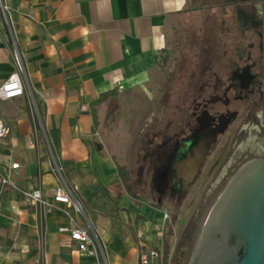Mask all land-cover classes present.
Instances as JSON below:
<instances>
[{"label":"crops","instance_id":"1","mask_svg":"<svg viewBox=\"0 0 264 264\" xmlns=\"http://www.w3.org/2000/svg\"><path fill=\"white\" fill-rule=\"evenodd\" d=\"M188 2L0 0V84L16 69L14 42L22 80L33 93V100L27 93L0 99V120L9 127L0 138V175L15 163L17 185L39 187L53 204L56 154L74 194L68 203L44 207L0 182V264H138L157 208L129 193L92 108L103 93L108 95L96 105L97 115L145 92L177 13L197 8ZM73 223L90 230L102 253L79 251L58 230Z\"/></svg>","mask_w":264,"mask_h":264},{"label":"flooded vegetation","instance_id":"2","mask_svg":"<svg viewBox=\"0 0 264 264\" xmlns=\"http://www.w3.org/2000/svg\"><path fill=\"white\" fill-rule=\"evenodd\" d=\"M220 5L222 42L201 46L177 116L145 135V177L156 192L166 180L160 195L180 198L187 162L196 171L184 195L195 183L209 195L221 193L245 163L264 158V0Z\"/></svg>","mask_w":264,"mask_h":264},{"label":"rangeland","instance_id":"3","mask_svg":"<svg viewBox=\"0 0 264 264\" xmlns=\"http://www.w3.org/2000/svg\"><path fill=\"white\" fill-rule=\"evenodd\" d=\"M222 1L189 0L190 6L202 8L192 9L187 5L185 11L183 9L177 13L145 92L137 91L119 102H113L109 113L98 115L100 132L117 163L128 169L129 162L130 165L134 162L129 172L131 192L136 197L144 198L152 208H157L156 213L165 210L169 215L162 225L155 224L158 217L153 218L145 232L150 235L148 246H161L168 264H176L181 256L184 258L182 264L188 263L220 189L202 195V187L195 183L180 198L166 193L160 195L150 187V178L145 177V167L148 166V160H142L145 135L151 129L162 128L177 116L181 104L180 94L191 82V73L201 46L222 42L219 39ZM140 165L144 166L142 171Z\"/></svg>","mask_w":264,"mask_h":264},{"label":"water","instance_id":"4","mask_svg":"<svg viewBox=\"0 0 264 264\" xmlns=\"http://www.w3.org/2000/svg\"><path fill=\"white\" fill-rule=\"evenodd\" d=\"M195 171L196 165L185 163L179 197L193 182ZM165 183L161 180L159 194ZM187 264H264V158L245 163L225 185Z\"/></svg>","mask_w":264,"mask_h":264},{"label":"built area","instance_id":"5","mask_svg":"<svg viewBox=\"0 0 264 264\" xmlns=\"http://www.w3.org/2000/svg\"><path fill=\"white\" fill-rule=\"evenodd\" d=\"M3 8L6 7L3 5ZM13 59L16 65V69L11 72L6 79L0 84V99H13L19 96L28 94L31 100H33V93L30 89L29 84H24L21 73L24 72L23 64L19 53L16 49L15 43L13 42ZM118 88H122L121 83H117ZM9 133L8 125L0 120V138L5 137ZM53 168L52 171L56 177L57 183L54 188L53 193V204L49 203L47 199L43 197L41 189L35 187L32 189L22 188L17 185V183L12 178V173L16 169L15 163H10L7 165L4 173L0 175V182L3 189L11 191H19L24 199L29 203H39L44 207H50L58 203H68L74 198L73 190L71 186L67 183L63 176V168L60 163V156L52 154ZM75 209L80 212L83 210L82 204L75 199ZM155 217H158L157 223L161 224L169 219V215L165 210H159ZM154 217V218H155ZM158 228V226L156 227ZM58 230L63 233H67L70 237V241L75 245L76 249L84 252L87 255L97 257L99 253H102V245L100 241L92 235L90 230L83 225L73 223L71 225H60ZM139 237H144L146 234L144 232L138 233ZM143 249L139 253L138 264H168L163 256L162 247L159 245L148 246V243L144 240ZM192 252V251H191ZM191 255V254H190Z\"/></svg>","mask_w":264,"mask_h":264},{"label":"trees","instance_id":"6","mask_svg":"<svg viewBox=\"0 0 264 264\" xmlns=\"http://www.w3.org/2000/svg\"><path fill=\"white\" fill-rule=\"evenodd\" d=\"M199 7V6H197ZM107 93H103L99 96V98L93 103V108H92V115H93V119H94V124L97 125L98 124V115H97V111H96V105L100 102H102L106 97H107ZM118 170L119 173L121 174V177L126 185V188L128 189L129 193L132 196H135L134 193L131 192V188H130V181H129V171L127 169V167L118 164ZM166 258V256H165Z\"/></svg>","mask_w":264,"mask_h":264}]
</instances>
